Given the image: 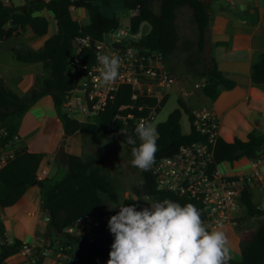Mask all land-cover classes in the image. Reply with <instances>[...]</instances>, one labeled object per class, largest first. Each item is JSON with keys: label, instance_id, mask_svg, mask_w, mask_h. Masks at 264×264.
<instances>
[{"label": "trees", "instance_id": "trees-1", "mask_svg": "<svg viewBox=\"0 0 264 264\" xmlns=\"http://www.w3.org/2000/svg\"><path fill=\"white\" fill-rule=\"evenodd\" d=\"M114 0H25L23 4H0V40L19 34L26 27L37 36L47 32L48 21L44 15L34 12L47 9L53 13L56 31L44 39L39 47L33 48L26 44L14 46L12 51L18 61L42 63L41 79L37 88L32 89L23 99L18 93L0 83V127L7 130L6 139L11 137L19 127L23 114L39 97L50 95L56 115L59 117L65 134L78 131L81 136L89 138L93 143H100L103 136L115 138L121 130H127L135 137V127L131 121L123 122L116 116L118 112L125 113L127 108H118L130 103L131 89L122 84L116 90L112 100L105 108L95 114L78 120L68 116L63 110L62 102L65 94L75 83V74L70 69L68 59L73 50V39L77 35H89L93 40H102L104 32L119 26L115 16H106L102 7ZM123 8L135 11L130 16L131 30L139 31L141 22L145 21L149 30L139 38V43L160 54L167 69V62L178 51H185L187 65L193 75L203 79V85L198 87L199 93L211 103L219 89H230L235 82L224 77L217 67L214 57L210 54L207 44L210 9L205 0H117ZM84 8L88 13V21L81 23L71 14L70 8ZM181 9H186L193 23L195 37L180 40L176 19ZM225 45V42H216ZM97 50L87 47L80 50L78 58L90 65L93 63ZM168 71V70H167ZM251 84L264 85V54L250 66ZM164 96L155 111L158 112L166 101ZM146 103L141 111L133 110L135 115H143L150 111L154 99L139 97L135 105ZM180 109L188 116L190 129L182 133L179 127ZM193 110L180 98L177 107L170 111L166 119L155 125L159 133L158 151L155 162L164 157H170L177 152L179 145L197 139V134L191 124ZM151 122V120H149ZM125 145L131 157L133 145L127 143L125 136L117 139ZM139 141L137 140V144ZM43 157V152L29 151L26 146H18L13 157L0 169V206L15 203L25 189L36 184L39 188L40 205L47 216V222L54 232V237H62V246L70 245L78 238L66 234L63 230L76 222L82 216L101 217L119 209L109 208L124 202L134 204L131 200L144 195H151L152 201L165 198L180 203L182 206L195 202L186 196L174 192L160 190L155 187L152 168L141 171L140 184L135 186L131 196L120 199L116 189L103 170V167L93 157L66 153L64 164H58L50 176L36 178V173ZM214 157L217 163H232L240 157L257 161L264 157V135L256 130H250L245 139L234 137L225 141L217 137L214 146ZM252 187L246 184L240 195V204L248 216L258 217L256 226L240 240V258H231L229 264H264V207L252 198ZM99 233L104 241L85 242L95 253L99 264H107L114 236L108 228V222L103 224ZM53 241L49 239L50 243ZM23 243L15 239L8 243L4 236V227L0 219V264L3 258L18 252Z\"/></svg>", "mask_w": 264, "mask_h": 264}, {"label": "crops", "instance_id": "crops-1", "mask_svg": "<svg viewBox=\"0 0 264 264\" xmlns=\"http://www.w3.org/2000/svg\"><path fill=\"white\" fill-rule=\"evenodd\" d=\"M205 2L210 9L207 34L210 54L222 75L235 82L230 89H219L210 103L218 117L217 134L225 141H232L234 137L245 139L250 130H256L264 135V85H252L249 76L251 64L257 61L260 54H264V0H205ZM34 13L44 15L48 26L51 20L53 21V26L51 25L50 29L47 27V32L43 36H37L30 30L36 38L42 37L41 45L45 38L56 31V23L53 13L47 9ZM216 42H225V45ZM21 44L31 46L25 42L18 45ZM12 48L13 62L8 64L0 62V83L26 99L27 93L39 85L42 63L18 61ZM179 81V94L190 95L193 89L186 88L182 81ZM198 101L201 104L207 103V99L201 94ZM17 133L19 136L17 146H26L29 151L43 152L37 171L45 167L46 176H50L58 164H64L66 153L79 155L77 149L81 138H84L78 131L64 133L48 94L39 97L29 106L22 116ZM60 145H63L61 155L57 150ZM229 166V170L225 172L234 174H247L257 169L261 176L259 185H264V157L257 161L240 157L229 163ZM0 219L8 243L19 239L30 248L28 252H23L21 248L18 252L3 258L1 264H72L71 258H76L84 264H99V257L93 261L92 258L85 259L84 254L73 253L72 243L62 246L60 244L62 237H54L47 216L41 209L39 188L36 184L29 185L12 205L0 206ZM224 228L231 241V258L239 259L242 235L238 230L242 228L231 225H224ZM49 239L53 241L50 243L51 246Z\"/></svg>", "mask_w": 264, "mask_h": 264}, {"label": "built area", "instance_id": "built-area-1", "mask_svg": "<svg viewBox=\"0 0 264 264\" xmlns=\"http://www.w3.org/2000/svg\"><path fill=\"white\" fill-rule=\"evenodd\" d=\"M10 3H13V0H0L3 6ZM129 13L130 18L135 11H129ZM107 32L112 42L121 44L119 48L109 46L103 39L93 40L86 34L74 37L73 50L68 63L75 74V83L64 96L63 110L68 116L78 120L85 119L103 110L108 101L112 100L118 87L126 84L131 89L130 103L118 108L119 111L127 108V111L118 112L116 116L123 122L131 121L133 125H137L142 120H152L156 107L167 95L174 78L169 75L158 52L145 46L143 48L135 46V44H140V37H138V32L131 30L129 21L125 27L118 26ZM87 47H93L97 53L120 57V75L114 85L107 87L102 85L100 78L102 66L98 62L97 53L90 65L78 58L80 50ZM201 85L203 81L196 82L194 87L198 88ZM139 97L154 99L150 111L143 115H135L133 112L134 109L141 111L148 106L146 103L135 105ZM77 114L83 116L79 117ZM191 124L197 134V139L182 143L174 155L161 158L152 165L155 187L161 190L162 186V190L192 199L205 225L210 228L221 224L236 226L239 205H241V191L246 184L251 187L259 185L260 173L257 169L247 174L223 172L220 169L221 163H217L214 157V146L218 137V117L213 112L210 103H203L193 110ZM7 134V130L0 127V169L13 157L14 150L18 147L17 131L4 140ZM44 168L37 171V179L46 176L47 172ZM142 199H146V203L142 201L134 203L137 204L138 210L145 204L150 207L147 200L152 201V196L144 195ZM258 207H264V195L260 197ZM116 209H119V206ZM111 216L112 212L97 218L82 216L63 231L83 242L104 241L105 238L99 230ZM21 248L23 252L30 250L25 244ZM70 262L84 264L76 258H71Z\"/></svg>", "mask_w": 264, "mask_h": 264}, {"label": "clouds", "instance_id": "clouds-1", "mask_svg": "<svg viewBox=\"0 0 264 264\" xmlns=\"http://www.w3.org/2000/svg\"><path fill=\"white\" fill-rule=\"evenodd\" d=\"M97 58L102 66V85H114L120 75V57L98 52ZM121 131L133 145L131 165L141 171L151 170L158 151L157 128L142 120L135 127V137ZM147 201L150 207L139 210L137 204L124 202L109 207L118 205L119 211L108 220L114 240L107 264H229L231 241L223 224L206 226L199 209L191 203L182 206L167 198Z\"/></svg>", "mask_w": 264, "mask_h": 264}, {"label": "rangeland", "instance_id": "rangeland-1", "mask_svg": "<svg viewBox=\"0 0 264 264\" xmlns=\"http://www.w3.org/2000/svg\"><path fill=\"white\" fill-rule=\"evenodd\" d=\"M13 2L14 4H23L25 0H13ZM101 9L106 16H115L119 21V26L125 27L128 24L130 14L129 10L123 8L120 5L119 1H111L108 3V5H104ZM70 10L71 14L76 17L81 23L88 21V13L86 9L71 7ZM52 23L53 21L51 20L48 29L51 28ZM176 23L180 40H189L195 37L194 26L186 9L180 10L176 19ZM26 28L27 29L20 31L19 34H15L0 42V62H3L5 64L13 62L11 59V48L14 45H18L22 42L28 43L33 47H37L40 45L42 37L36 38L31 34L29 27ZM148 30V24L145 21L141 22L138 31V37L147 33ZM187 55L188 53L185 51H178L167 62L168 73L176 80H174L171 84L166 101L161 105L158 112L155 113L153 119L151 120L153 126H155L159 122L164 121L168 113L175 107H177L178 98L183 100L192 110L196 109L201 104L198 101V98L200 96V93L198 91L199 88L194 87V84L196 82H202L203 79H200L193 75L192 71L189 69L186 63ZM178 79L182 81L183 85L186 88L189 87V89H193V92L190 95L189 93L188 95L185 94L184 96L179 94L178 86L180 84V81ZM180 112V131L182 133H188L190 129L188 116L183 109H180ZM77 116L82 117L83 115L77 114ZM79 145L80 146L79 149H77V154L82 157L91 156L103 167V170L112 181L120 199L132 195L133 188L140 184V173L139 169L131 165V159L124 144L119 142L117 138H109L107 136H103L100 143H93L87 137L81 138ZM57 150H59V148H57ZM229 168V163L220 164V169L223 172L229 170ZM252 188V198L255 202L258 203L260 196L264 195V185L257 184L255 186H252ZM140 201L146 203V200L142 199V197L136 202ZM257 220L258 217L256 216L246 215L243 207L239 205V213L236 226L238 228H242V230H238L242 237L247 235V232L251 231L256 226ZM72 250L75 254H84L85 259L92 258L93 261L95 260V258H98L96 254L90 251L88 244L83 241L73 242Z\"/></svg>", "mask_w": 264, "mask_h": 264}, {"label": "water", "instance_id": "water-1", "mask_svg": "<svg viewBox=\"0 0 264 264\" xmlns=\"http://www.w3.org/2000/svg\"><path fill=\"white\" fill-rule=\"evenodd\" d=\"M102 39H103L104 42L108 43V45L111 46V47H113V48H119L120 45H121V44H119V43L112 42V41L110 40V38H109V33H108V32H104V33H103ZM135 46H136L137 48H143V47H144V45H142V44H135ZM123 136H125V133H123L122 131L119 132V133H116V134H115V138H117V139H118V138H121V137H123ZM125 137H126V136H125ZM62 147H63V145H60L59 150H58V154H60V155L63 153V151H62Z\"/></svg>", "mask_w": 264, "mask_h": 264}]
</instances>
